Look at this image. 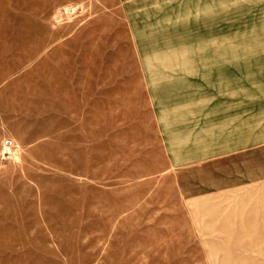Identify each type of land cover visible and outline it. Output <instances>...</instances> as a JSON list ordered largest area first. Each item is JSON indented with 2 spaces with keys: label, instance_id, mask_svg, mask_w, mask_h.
Instances as JSON below:
<instances>
[{
  "label": "rangeland",
  "instance_id": "obj_1",
  "mask_svg": "<svg viewBox=\"0 0 264 264\" xmlns=\"http://www.w3.org/2000/svg\"><path fill=\"white\" fill-rule=\"evenodd\" d=\"M257 179L264 0H0V264H214Z\"/></svg>",
  "mask_w": 264,
  "mask_h": 264
},
{
  "label": "crops",
  "instance_id": "obj_2",
  "mask_svg": "<svg viewBox=\"0 0 264 264\" xmlns=\"http://www.w3.org/2000/svg\"><path fill=\"white\" fill-rule=\"evenodd\" d=\"M215 199L220 200L214 203ZM195 211L208 219L207 228L217 234L218 239L209 244L214 264H264V179L217 198L203 197Z\"/></svg>",
  "mask_w": 264,
  "mask_h": 264
}]
</instances>
